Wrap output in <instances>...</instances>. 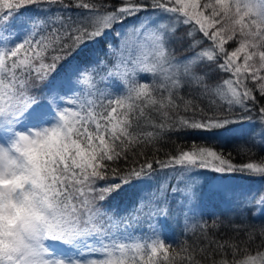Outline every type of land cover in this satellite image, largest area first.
Masks as SVG:
<instances>
[{
    "label": "snow or ice",
    "instance_id": "1",
    "mask_svg": "<svg viewBox=\"0 0 264 264\" xmlns=\"http://www.w3.org/2000/svg\"><path fill=\"white\" fill-rule=\"evenodd\" d=\"M205 171L264 181V0H0V264H264V185L208 186L224 238Z\"/></svg>",
    "mask_w": 264,
    "mask_h": 264
},
{
    "label": "trees",
    "instance_id": "2",
    "mask_svg": "<svg viewBox=\"0 0 264 264\" xmlns=\"http://www.w3.org/2000/svg\"><path fill=\"white\" fill-rule=\"evenodd\" d=\"M35 9H30L29 10V14H31L32 12H34ZM106 39H112L114 42L118 43L117 38L112 35L109 34ZM101 47H103V44H101ZM179 54V52H178ZM221 76L227 78V74L225 73H220ZM215 79V77H214ZM184 94L186 95V97L189 94V90L185 89L184 90ZM193 95H199L198 93L193 92ZM197 103L200 104L201 107L207 108L210 104V101L208 99H203L197 100ZM247 123H241L239 125H237L233 130L238 129L239 133L235 134L233 133V130L230 132H227L226 135L230 138L229 141L223 145V150L225 153L227 152H232L233 157H234V162L236 164H241L243 162H246L248 160L247 156H241L240 154H238L235 150L234 144L241 142L240 141V133H244L247 132L249 129V126H246ZM193 139H198L195 136L192 137H180L178 138L176 135L172 136V140H175L176 143H191V141ZM163 152L160 153L161 158H163L164 152H169V151H174L175 149V145L171 143V141H163ZM202 177H206L208 179H217V178H221V179H225V180H236L238 182H244L247 185H251V184H257V185H264V181H261L259 178L257 177H249L248 175L245 174H241V173H236V174H231V175H224L223 177L220 176V174H213L210 172L205 171L202 175ZM134 189H127L126 191L120 193L119 195H115L112 198V203L119 206L120 208H124L126 207V202L131 203L130 201V197L132 196L131 193L133 192ZM219 217L220 220L222 221L221 226L219 228V235L223 236L224 238H228L231 236L235 235V232L233 231V227L229 226L228 222L229 220H233L235 222V224H240L242 217L241 215H239L238 210L236 208H230V209H224L222 211H218L215 212L213 214H209L206 215V217H204V219L208 220V222L211 224V221L213 218ZM247 222L248 224L251 225H255L257 228L264 223V216H253L250 212L248 213L247 216ZM185 230L181 231L178 234H169L167 231L163 234L164 236H167L169 238L170 241H182L184 239V236L181 235L182 233H184ZM199 235V233L197 232L196 235H192L189 234L188 238H189V242L195 241L196 240V236ZM260 241L257 239L255 241V244H259Z\"/></svg>",
    "mask_w": 264,
    "mask_h": 264
},
{
    "label": "rangeland",
    "instance_id": "3",
    "mask_svg": "<svg viewBox=\"0 0 264 264\" xmlns=\"http://www.w3.org/2000/svg\"><path fill=\"white\" fill-rule=\"evenodd\" d=\"M119 42V41H118ZM249 126L248 124L246 125ZM233 133L238 134L239 130H233ZM203 183V189L205 192L202 208L204 212V217L209 214H213L218 211H222L224 209L235 208L234 205L225 203L221 198L210 196L207 194V188L209 185H216V184H226L231 186H236L237 188L243 187L245 189H259L262 185L251 184L247 185L244 182H238L236 180H225L221 178L217 179H208L206 177H201ZM130 201L132 203L133 199L135 198V190L131 193ZM131 203L126 202V207L129 206ZM152 224L158 228L159 232L163 235L166 231L169 234H178L181 231L185 230V221L183 218L179 219V221L175 217H163L158 216L153 219ZM144 228H148V225L145 224Z\"/></svg>",
    "mask_w": 264,
    "mask_h": 264
}]
</instances>
